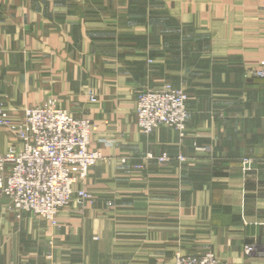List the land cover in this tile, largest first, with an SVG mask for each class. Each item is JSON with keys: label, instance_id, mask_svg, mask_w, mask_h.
Masks as SVG:
<instances>
[{"label": "crops", "instance_id": "obj_1", "mask_svg": "<svg viewBox=\"0 0 264 264\" xmlns=\"http://www.w3.org/2000/svg\"><path fill=\"white\" fill-rule=\"evenodd\" d=\"M263 62L264 0H0L12 123L51 100L96 125L89 149L106 157L88 171L93 201L62 209L57 227L15 217L0 196V264H173L206 251L264 264V77L249 72ZM164 82L187 94L182 140L135 123L137 91ZM15 142L0 127V154ZM162 152L171 159L145 158Z\"/></svg>", "mask_w": 264, "mask_h": 264}, {"label": "built area", "instance_id": "obj_2", "mask_svg": "<svg viewBox=\"0 0 264 264\" xmlns=\"http://www.w3.org/2000/svg\"><path fill=\"white\" fill-rule=\"evenodd\" d=\"M263 66L264 62L249 72L264 77ZM161 86L159 90L138 91L135 104L138 125L146 130L157 123L174 126L183 137L188 115L187 94L169 83ZM88 93L90 100L96 101L93 93ZM0 126L9 127L17 136V142L0 155V196L8 197L9 209L17 218L22 211L33 212L56 226L58 211L69 205L71 199L76 197L78 202L90 199L84 186L74 189L84 181L90 167L103 158L101 152L88 148L90 132L94 129L89 119L74 118L48 100L25 106L18 123H12L7 109L0 105ZM119 162H125V158ZM250 163L249 158L245 159L243 166L248 169ZM255 247L253 243L246 244L243 253L249 255ZM173 264L224 263L213 252L206 251L199 255L176 252Z\"/></svg>", "mask_w": 264, "mask_h": 264}, {"label": "rangeland", "instance_id": "obj_3", "mask_svg": "<svg viewBox=\"0 0 264 264\" xmlns=\"http://www.w3.org/2000/svg\"><path fill=\"white\" fill-rule=\"evenodd\" d=\"M164 83H168V82H164ZM163 84V83H162ZM170 84V83H169ZM172 86V85H171ZM172 87H174V86H172ZM144 88H147V87H143V89ZM162 88V86L161 85H159V86H157V87H152V88H147V89H150V90H159V89H161ZM174 88H181V87H174ZM181 89H183V88H181ZM139 90H141V89H139ZM138 90V91H139ZM184 90V89H183ZM138 91H137V93H138ZM185 91V90H184ZM92 93H93V95L95 96V99H96V95H95V93L93 92V91H91ZM137 93H136V96H135V104H136V99H137ZM88 95H89V93H88ZM187 100V99H186ZM135 104H134V118H135V123H136V126L138 127V129H139V131L142 133V134H144V135H148V134H151L153 131H155L156 129H158L159 127H162V126H165V125H163V124H155V125H153V126H151V128H150V130H146L145 128H140L139 127V125H138V115H137V113L135 112ZM185 106H186V101H185ZM5 107V106H4ZM6 108V107H5ZM186 108H187V106H186ZM62 109H64V110H66L67 112H69V113H71V115L74 117V118H77V119H80V118H85V117H76V116H74L73 115V112L72 111H70V110H68V109H65V108H62ZM187 113H188V108H187ZM187 118H188V115H187ZM22 119V118H21ZM86 119H88V118H86ZM89 121H90V124H91V126H93L94 127V129H91V132H90V136H91V133L96 129V125L95 124H93V122L89 119ZM186 122H187V119H186ZM0 127H4V128H8V129H10L9 127H6V126H0ZM165 127H168V128H170V129H172L173 131H175L176 133H177V135H178V137H179V139L180 140H182L184 137H185V135H186V133H185V135L183 136V137H181L180 136V133H179V131L174 127V126H165ZM12 130V129H11ZM145 131H148V132H145ZM16 139H17V136H16ZM89 142H90V139H89ZM88 148H89V143H88ZM197 149H199L200 147H196ZM7 149H8V147H7ZM7 149H6V151H7ZM90 150H94V149H90ZM5 151V152H6ZM95 151H98V150H95ZM4 152V153H5ZM100 152V151H99ZM4 153H2V154H0V155H3ZM101 155H102V153H101ZM102 159H100V160H98L94 165H96L99 161H105L106 160V157L105 156H103L102 155ZM122 158H125V162H127V157H124V156H122V157H120L119 158V160H121ZM145 158H147V159H155L158 163H165L167 160H169V159H171V157L168 155V153H166V152H162V153H160V154H158V155H153L152 153H147L146 155H145ZM158 158L160 159V161L158 160ZM164 158H166L165 160H163ZM176 159L178 160V161H184L185 160V156L183 155V154H178L177 156H176ZM245 159H248V158H244L243 159V161L245 160ZM163 160V161H162ZM243 161H242V164H243ZM125 162H122V163H125ZM121 163V162H120ZM93 165V166H94ZM93 166H91V167H93ZM138 166V167H137ZM90 167V168H91ZM143 167V165H141V164H138V165H135V168H142ZM87 176H88V174H87ZM87 176L85 177V179H84V181L82 182V183H79L78 184V186H74V189L75 190H77L78 189V187H79V185H82V186H84L83 188L91 195V197H90V199L89 200H82L81 202L79 201H77V199H76V197H74L73 198V200L71 199V201H70V204L69 205H67V206H65V208L66 207H68V206H70L71 204H73V203H76L77 205H79V206H83V204H85V203H87V202H92L93 201V194L91 193V191H89L88 190V188L86 187V179H87ZM3 197H5V196H3ZM8 198V197H7ZM7 207H8V209L10 208V204H9V201H8V204H7ZM64 209V208H63ZM10 210V209H9ZM62 210V209H61ZM61 210L60 211H58V213H57V215H56V222H57V225H56V227L59 225L58 224V215H59V213L61 212ZM11 211V210H10ZM13 212V211H12ZM14 213V212H13ZM23 213H28V214H31V215H34V216H36V217H38V218H41V217H39L38 215H36V214H34L33 212H28V211H22V212H20L19 213V217L23 214ZM14 216L16 217V215H15V213H14ZM41 219H43V220H46V221H48L50 224H51V221H49L48 219H46V218H41ZM52 225V224H51Z\"/></svg>", "mask_w": 264, "mask_h": 264}]
</instances>
